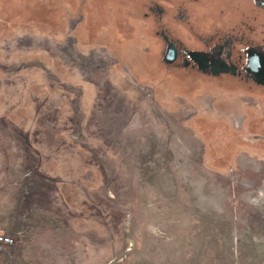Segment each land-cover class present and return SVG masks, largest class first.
Listing matches in <instances>:
<instances>
[{"label": "rangeland", "instance_id": "374dc122", "mask_svg": "<svg viewBox=\"0 0 264 264\" xmlns=\"http://www.w3.org/2000/svg\"><path fill=\"white\" fill-rule=\"evenodd\" d=\"M140 16L0 0V264H264V85L163 63Z\"/></svg>", "mask_w": 264, "mask_h": 264}, {"label": "flooded vegetation", "instance_id": "af4514ba", "mask_svg": "<svg viewBox=\"0 0 264 264\" xmlns=\"http://www.w3.org/2000/svg\"><path fill=\"white\" fill-rule=\"evenodd\" d=\"M135 1L162 44L161 60L168 42L175 49L163 63L257 84L247 66L249 57L264 65V0ZM218 69L226 71L212 74Z\"/></svg>", "mask_w": 264, "mask_h": 264}, {"label": "water", "instance_id": "95a60500", "mask_svg": "<svg viewBox=\"0 0 264 264\" xmlns=\"http://www.w3.org/2000/svg\"><path fill=\"white\" fill-rule=\"evenodd\" d=\"M164 38L166 39V36H164ZM175 54V49L172 46V44L170 42H168L165 52L163 54L162 60L164 62H170ZM261 61V60H259ZM247 70H249L250 72H254V70H256V76H255V82L259 85H264V65L261 63H257V62H253L251 57L248 58V66H247ZM219 71H226V69H218L216 71L212 70V74L218 73Z\"/></svg>", "mask_w": 264, "mask_h": 264}, {"label": "crops", "instance_id": "0c3cea01", "mask_svg": "<svg viewBox=\"0 0 264 264\" xmlns=\"http://www.w3.org/2000/svg\"><path fill=\"white\" fill-rule=\"evenodd\" d=\"M0 80H1V76H0ZM3 94V93H2ZM16 96H15V92H11V94L9 96H5L4 99L1 100L0 102V111L3 112V113H8V109H9V106L12 105V102H14ZM1 105H2V108H1ZM11 110V109H10ZM10 112V111H9ZM9 114V113H8ZM0 115H3V114H0ZM5 116V115H4ZM8 117V116H6ZM10 120L12 118L8 117ZM14 121V120H12ZM16 121V120H15Z\"/></svg>", "mask_w": 264, "mask_h": 264}, {"label": "built area", "instance_id": "2783aa9c", "mask_svg": "<svg viewBox=\"0 0 264 264\" xmlns=\"http://www.w3.org/2000/svg\"><path fill=\"white\" fill-rule=\"evenodd\" d=\"M15 243V237L11 234L3 235L0 233V249L6 246H12Z\"/></svg>", "mask_w": 264, "mask_h": 264}, {"label": "trees", "instance_id": "16d2710c", "mask_svg": "<svg viewBox=\"0 0 264 264\" xmlns=\"http://www.w3.org/2000/svg\"><path fill=\"white\" fill-rule=\"evenodd\" d=\"M1 100H2V97L0 96V102H1ZM25 102H26V101H24L23 103H21L20 106L18 105L17 107H19V108H20V107H23V109H26V110H27V109H28V104L25 103ZM17 109H18V108H17ZM15 110H16V109H14V112H15ZM8 113H9V112H8ZM8 113H3V112L0 111V114H3V115H5V116H8V117H10V118H12V119H16L15 116H12V115L10 116V113H9V114H8Z\"/></svg>", "mask_w": 264, "mask_h": 264}]
</instances>
